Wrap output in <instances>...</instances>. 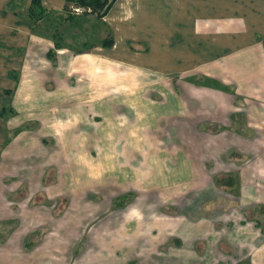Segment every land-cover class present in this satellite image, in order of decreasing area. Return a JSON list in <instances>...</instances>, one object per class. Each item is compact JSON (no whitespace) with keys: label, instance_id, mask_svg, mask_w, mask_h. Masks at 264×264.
I'll list each match as a JSON object with an SVG mask.
<instances>
[{"label":"rangeland","instance_id":"obj_1","mask_svg":"<svg viewBox=\"0 0 264 264\" xmlns=\"http://www.w3.org/2000/svg\"><path fill=\"white\" fill-rule=\"evenodd\" d=\"M102 5L71 0L64 13L29 14L36 33L90 51L112 37ZM174 84L166 80L167 99ZM132 90L111 92L119 99ZM85 108L75 137L38 140L36 155L15 159L37 158L38 179L54 182L45 188L49 199L46 192L37 198L49 207H21L23 246L41 244L35 263L264 264V108H235L239 130L223 134L221 124L203 118L178 123L173 111L131 124L124 115L108 122L99 112L104 103L86 101ZM42 208L48 224L35 222ZM13 225L0 231V242Z\"/></svg>","mask_w":264,"mask_h":264},{"label":"crops","instance_id":"obj_2","mask_svg":"<svg viewBox=\"0 0 264 264\" xmlns=\"http://www.w3.org/2000/svg\"><path fill=\"white\" fill-rule=\"evenodd\" d=\"M39 1L47 13H64L71 0ZM33 2L0 0V231L17 226L0 242V264H37L41 244L31 249L21 242V207H49L37 198L54 185L38 179L37 158L16 160L36 155L38 140L75 137L86 101L104 103L99 112L112 116L108 122L122 115L131 124L139 115L160 121L173 111L178 123L203 118L221 124L222 134L239 130L235 108H264V0H109L101 19L112 44L90 51L59 47L36 33ZM166 80L175 83L172 99ZM120 89L117 99L111 91ZM40 214L35 222L48 224L47 211ZM198 263L204 264H180Z\"/></svg>","mask_w":264,"mask_h":264},{"label":"trees","instance_id":"obj_3","mask_svg":"<svg viewBox=\"0 0 264 264\" xmlns=\"http://www.w3.org/2000/svg\"><path fill=\"white\" fill-rule=\"evenodd\" d=\"M85 1H87V0H82V2H85ZM89 1H91V2H93V3H96L97 5H99L100 3H102L103 5L102 6H104V5H106L107 6V9H105V11L102 13V16L104 15V13L108 10V8H109V6H110V2H109V0H89ZM33 8L31 9V13L33 12V11H35V10H43L41 7H40V1L39 0H34V2H33ZM30 18H32V17H30ZM33 20V19H32ZM112 44V40H110V41H107L104 45H106V46H110ZM59 47L60 46H63V45H61L60 43H58L57 44ZM215 83H217L220 87L222 86V84L220 83V82H218V81H216ZM222 87H224V86H222Z\"/></svg>","mask_w":264,"mask_h":264}]
</instances>
